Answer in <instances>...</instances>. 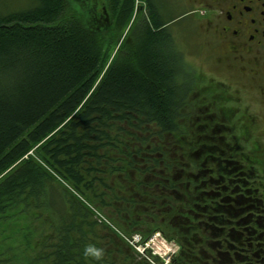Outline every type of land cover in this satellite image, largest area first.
Listing matches in <instances>:
<instances>
[{"label": "trees", "instance_id": "trees-1", "mask_svg": "<svg viewBox=\"0 0 264 264\" xmlns=\"http://www.w3.org/2000/svg\"><path fill=\"white\" fill-rule=\"evenodd\" d=\"M155 1L132 31L135 0L0 14V264H147L90 206L132 233L160 229L179 245L171 264H264L257 168L225 137L229 117L204 115Z\"/></svg>", "mask_w": 264, "mask_h": 264}, {"label": "flooded vegetation", "instance_id": "flooded-vegetation-1", "mask_svg": "<svg viewBox=\"0 0 264 264\" xmlns=\"http://www.w3.org/2000/svg\"><path fill=\"white\" fill-rule=\"evenodd\" d=\"M149 1L156 7L155 0ZM140 2L138 7L143 11L138 16L139 23L149 10L146 0ZM164 6L171 12L163 26L169 31L179 29L180 23L184 24L190 18L206 23L211 42L205 46L217 56L209 54L205 59L218 69L223 80L199 81L204 83L200 87L207 92L202 98L204 115H208L206 110L214 107L222 116L219 120L226 122L224 117H229V126L224 125L223 132L231 134L236 144L250 153L249 161L257 168L264 191V145L260 143L264 142V135L261 136L264 129H260L264 128V0H187L185 10L180 14L165 3ZM228 75L231 76L226 82ZM247 122L250 129H247ZM252 139L257 140L256 143H250ZM241 140L246 141L248 148Z\"/></svg>", "mask_w": 264, "mask_h": 264}, {"label": "rangeland", "instance_id": "rangeland-1", "mask_svg": "<svg viewBox=\"0 0 264 264\" xmlns=\"http://www.w3.org/2000/svg\"><path fill=\"white\" fill-rule=\"evenodd\" d=\"M89 1L91 2L92 11L97 12V10L102 9L101 6L103 5L104 0ZM140 1L141 0H135V9H140V7H138L139 4H141ZM163 2L165 3V5L169 6L173 10V12H175L176 14H180L182 10H185L187 0H182L181 2H178V0H163ZM29 4L30 0H0V14L6 13L12 9L24 8ZM135 14L131 19V22L133 23H130L131 27L129 28V30L131 29V31L134 27H136V24H139V14L138 12H135ZM208 30L209 29L204 21H201L200 19L190 18L184 24L180 23L179 29H175L173 31L170 29V33L176 38V43L183 53L185 65L189 70L193 71L195 75H197V77H199V80L208 81L212 80L213 78L214 80L221 81L223 80V76L219 73L218 69L212 66V63L206 61L205 59V56H208L209 54H213L214 57L217 56L215 52L210 51L209 48L205 46L206 44L208 45L211 42L210 34L207 32ZM126 31L124 32V34L126 33ZM131 31L126 35V40L129 38ZM230 76H227L228 78L226 82H228ZM200 85L204 86V83H201ZM246 126L247 129H250L251 127L249 126L248 122ZM260 129L263 130L264 128ZM243 132L244 131L242 130V133ZM263 135L264 132L261 134V136ZM225 137L227 139L230 138L227 133H225ZM252 141H255V139H252L250 143ZM256 141L253 143H256ZM260 143L264 145L263 141H261ZM241 144L248 148V144H246V141L241 140ZM259 171L262 172L261 166H259ZM58 190H60V188ZM61 191H63L62 188ZM73 194L76 196L75 193ZM90 207L92 210V212L90 213V217L91 219L99 223L98 228H101L100 225H104L105 228L102 229V232L104 234H113L117 238H119L123 244H126L129 248H131L132 252L137 255V258L139 260H142L147 264H171L174 257L177 256L179 245L174 240L168 239L167 236L165 237L160 229L153 230L148 236H143V234L147 233L141 234L140 230H136V233H132L133 231L124 230L117 222H113L108 217L105 210L101 208H99V210L93 206ZM135 234L139 235L141 240L133 245H131L126 239H123V237L121 236L124 235L125 238L129 240V238ZM39 241L40 240H35L34 242ZM49 251V249H45L44 247H42V251L40 250L41 256H44Z\"/></svg>", "mask_w": 264, "mask_h": 264}, {"label": "built area", "instance_id": "built-area-1", "mask_svg": "<svg viewBox=\"0 0 264 264\" xmlns=\"http://www.w3.org/2000/svg\"><path fill=\"white\" fill-rule=\"evenodd\" d=\"M121 236L123 237V239H126L131 245L136 244L141 240L140 236L137 234L130 237L129 240L127 238H125L124 235H121Z\"/></svg>", "mask_w": 264, "mask_h": 264}]
</instances>
